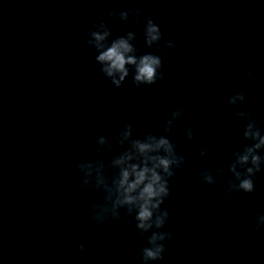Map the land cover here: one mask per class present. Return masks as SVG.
<instances>
[{"label":"clouds","instance_id":"1","mask_svg":"<svg viewBox=\"0 0 264 264\" xmlns=\"http://www.w3.org/2000/svg\"><path fill=\"white\" fill-rule=\"evenodd\" d=\"M141 3L142 0H126L127 7L97 11L82 28L81 39L99 74L116 89L129 79L137 89L164 81L166 56L162 48L177 47L146 14ZM109 20L127 27L118 26L114 35ZM137 29L144 48L155 51H142L136 46ZM242 75L244 79L255 78L251 68H245ZM245 101L244 92H235L226 100L233 119L242 122L240 142L230 152L226 165H206L198 173L200 183L211 188L223 182L222 190L237 205L244 203L240 193L253 203L261 200L255 194L256 180L264 172V129L253 113L241 107ZM184 117L182 108H173L157 130L142 135L134 134L131 120L120 121L112 133L101 132L99 123L93 122L90 128L93 154L73 162L77 182L90 192L86 204L91 220L105 230L124 222L127 229L124 236L132 238L130 246L138 253L135 256L138 264L163 261L167 242L173 239L171 213L164 204L173 195L170 182L187 163L184 145L195 139L191 126L185 129L183 140L172 139L174 128ZM198 155L204 159L208 152L201 148ZM175 196L181 199L183 194L177 190ZM249 230L264 239V208L256 212ZM137 234L142 240L136 239ZM76 247L80 253L85 252L84 244Z\"/></svg>","mask_w":264,"mask_h":264}]
</instances>
